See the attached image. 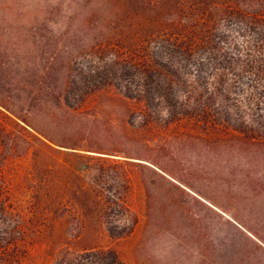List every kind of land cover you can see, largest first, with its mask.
Returning <instances> with one entry per match:
<instances>
[{
  "label": "rangeland",
  "instance_id": "obj_1",
  "mask_svg": "<svg viewBox=\"0 0 264 264\" xmlns=\"http://www.w3.org/2000/svg\"><path fill=\"white\" fill-rule=\"evenodd\" d=\"M95 2L0 0V44L30 46L25 37L40 26L37 35L69 34ZM221 30L226 49L241 57L251 32L237 24ZM74 60L76 75L95 63L83 53ZM195 64L183 62L186 76ZM212 76L206 62L201 82ZM118 80L133 87L132 71ZM225 82L229 104L248 116L252 99L261 112L263 79L226 70ZM83 106L71 118L49 104L33 109L36 128L67 146L25 133L16 152L0 158V264H264V198L231 199L227 183L210 175L228 140L214 144L203 122L169 117L160 102L145 109L131 101L127 111L106 92Z\"/></svg>",
  "mask_w": 264,
  "mask_h": 264
},
{
  "label": "trees",
  "instance_id": "obj_2",
  "mask_svg": "<svg viewBox=\"0 0 264 264\" xmlns=\"http://www.w3.org/2000/svg\"><path fill=\"white\" fill-rule=\"evenodd\" d=\"M77 16L68 15L66 24ZM78 23V29L57 36L46 34L45 27L35 34L41 26L32 30L34 35L29 30L30 46L0 44L1 159L16 152L25 133L47 146L44 140L67 146L36 128L31 121L35 107L49 104L71 118L85 109L83 102L107 92L127 111L131 101L145 109L160 102L169 117L177 113L203 122L214 144L228 140L222 142L220 165L211 168L212 181L226 182L231 199L264 198V96L261 112L254 111L251 99L244 116L239 105L229 104L225 82L226 70L233 77L249 73L264 81V0H97ZM233 24L252 36L241 57L230 54L221 38V29ZM80 28L89 33L82 37ZM80 53L95 63L79 67L76 75L74 59ZM188 60L196 63L191 76L183 72ZM206 62L213 76L201 82ZM125 68L132 71L133 87L118 80ZM95 69L102 72L97 80L90 73ZM178 87L183 88L181 101Z\"/></svg>",
  "mask_w": 264,
  "mask_h": 264
}]
</instances>
